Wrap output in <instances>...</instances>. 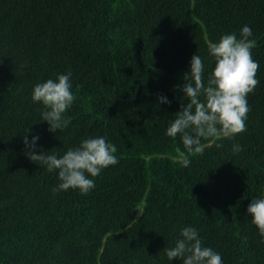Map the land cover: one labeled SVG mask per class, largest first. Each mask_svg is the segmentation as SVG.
Masks as SVG:
<instances>
[{
    "label": "trees",
    "instance_id": "1",
    "mask_svg": "<svg viewBox=\"0 0 264 264\" xmlns=\"http://www.w3.org/2000/svg\"><path fill=\"white\" fill-rule=\"evenodd\" d=\"M245 24L260 81L247 97V128L205 140L183 167V143L166 129L187 102L191 57L211 71L209 43ZM69 70L72 120L50 132L32 89ZM35 133L43 151L60 155L107 136L119 163L88 194L53 193L58 174L27 154L24 137ZM256 196H264V0H0V264H169L164 249L187 225L224 264H264V237L247 213Z\"/></svg>",
    "mask_w": 264,
    "mask_h": 264
},
{
    "label": "clouds",
    "instance_id": "2",
    "mask_svg": "<svg viewBox=\"0 0 264 264\" xmlns=\"http://www.w3.org/2000/svg\"><path fill=\"white\" fill-rule=\"evenodd\" d=\"M257 41L252 27L245 24L236 32L222 34L218 41L208 45L209 55L214 61L211 71L206 70L204 58L194 53L190 70L185 75L182 91L187 100L166 129V135L179 137L184 150L177 146L178 162L183 167L191 165L190 155L203 153L205 140L235 138L247 128L250 111L248 94L260 83L257 72L259 61L253 58L252 49ZM72 72L58 73L55 78L37 82L32 89L34 103L42 105L41 120L47 121L49 131L67 128L71 123L69 109L77 96L73 91ZM161 103L171 104L166 95L159 97ZM40 134L31 139L26 135L24 143L27 154L33 161H40L49 172L58 174L59 183L53 193L78 189L82 194L90 193L96 186L95 178L110 165L119 163L117 146L107 136L83 138L76 146L67 148L62 155L42 150ZM217 147H222L217 144ZM41 148L37 152L36 149ZM243 146L233 145L239 152ZM251 223L264 237V196L252 197L247 208ZM220 224V221H218ZM167 260H182V264H224L222 254L204 243L200 231L193 225L180 229L173 246L164 249Z\"/></svg>",
    "mask_w": 264,
    "mask_h": 264
}]
</instances>
